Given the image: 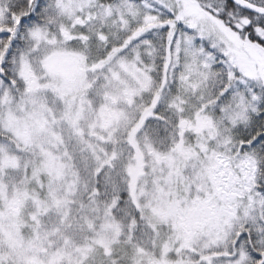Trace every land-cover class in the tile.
<instances>
[{
  "label": "snow or ice",
  "instance_id": "6c2138e0",
  "mask_svg": "<svg viewBox=\"0 0 264 264\" xmlns=\"http://www.w3.org/2000/svg\"><path fill=\"white\" fill-rule=\"evenodd\" d=\"M0 264H264V0H0Z\"/></svg>",
  "mask_w": 264,
  "mask_h": 264
}]
</instances>
